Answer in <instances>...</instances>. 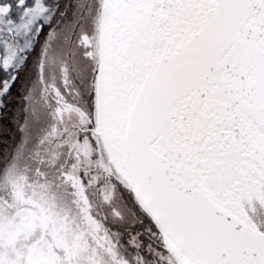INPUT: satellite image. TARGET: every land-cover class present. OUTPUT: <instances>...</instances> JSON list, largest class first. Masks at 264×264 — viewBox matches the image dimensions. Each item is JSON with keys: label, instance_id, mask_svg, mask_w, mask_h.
<instances>
[{"label": "snow or ice", "instance_id": "6c2138e0", "mask_svg": "<svg viewBox=\"0 0 264 264\" xmlns=\"http://www.w3.org/2000/svg\"><path fill=\"white\" fill-rule=\"evenodd\" d=\"M0 264H264V0H0Z\"/></svg>", "mask_w": 264, "mask_h": 264}]
</instances>
